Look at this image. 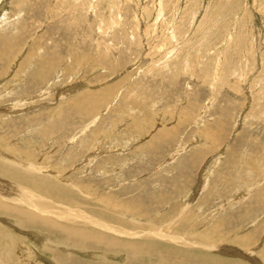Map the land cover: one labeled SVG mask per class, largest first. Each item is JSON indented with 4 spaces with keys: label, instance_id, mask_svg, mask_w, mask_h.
<instances>
[{
    "label": "rangeland",
    "instance_id": "obj_1",
    "mask_svg": "<svg viewBox=\"0 0 264 264\" xmlns=\"http://www.w3.org/2000/svg\"><path fill=\"white\" fill-rule=\"evenodd\" d=\"M0 154L119 247L2 208L4 264H264V0H0Z\"/></svg>",
    "mask_w": 264,
    "mask_h": 264
},
{
    "label": "bare ground",
    "instance_id": "obj_2",
    "mask_svg": "<svg viewBox=\"0 0 264 264\" xmlns=\"http://www.w3.org/2000/svg\"><path fill=\"white\" fill-rule=\"evenodd\" d=\"M95 153V152H94ZM1 155V154H0ZM14 159V158H13ZM7 163V161H3L2 159H0V167H2L3 169H6V170H10V168L11 169H18L19 167H16V166H14V164L13 165H11V164H6ZM13 163V162H12ZM17 165V164H16ZM20 165V164H19ZM10 166V167H9ZM30 168V167H29ZM26 169V168H25ZM33 170H37L36 172H39V173H43L40 169H38V168H32ZM10 173H11V171H10ZM27 175H25V177H22V176H20V175H18V174H13V173H11L10 175H8V179H6L5 177V179H3V178H1L0 177V199H4V200H13V201H22V202H24L27 206H29L30 208H31V211H32V213H30V212H28L29 211V209H28V211L27 210H21V208L20 207H16V206H14V205H11L10 203H6L4 200H0V209H2V208H4V209H6V211L8 212H10V213H18V214H21L22 216H23V220L21 219V220H19L20 221V224L21 225H26V226H28V224L27 223H34V224H37V223H39L40 225L41 224H43V225H45L44 227H46V226H48V227H50V228H55V229H57L59 232H61L62 234H64V235H66L65 236V238H63V239H70V237L72 236V237H76V238H78L79 240H81V241H87V240H90V239H94V241H95V244H99L100 245V243L102 244V245H104V247L106 246V247H113V248H115V249H117L116 251H118V249H119V247H118V245L117 244H115V243H113L112 241H108V239H104V238H102L101 237V235L100 234H98L99 232H95V233H93V232H90L89 230H87V231H85L84 230V232H83V230H80V229H76V230H74L73 228H69V227H63V226H61V225H59L58 223H56V219H54V218H52V217H49L48 216V214H51L52 213V215L53 216H55L56 218H60V219H63V217L62 216H64V211H54V210H52V204H47V203H45V201H40V199H41V196L39 195V194H35L34 192V190H37V189H39V187H43L44 188V186H45V184L46 183H38L37 185H38V187H36V188H34V190L33 189H30L31 187V185L29 184V181H30V178H29V172L27 171ZM1 175V174H0ZM3 176V175H2ZM11 177H13V178H11ZM42 178H44V177H42ZM10 180V181H9ZM15 181V182H14ZM45 182V181H44ZM47 182V181H46ZM35 183H37V182H35ZM49 183V182H48ZM50 185H51V183H50ZM48 185L49 187H50V189L47 191L48 192V194L49 193H52V192H54L55 190H56V186H53V185ZM41 187V188H42ZM47 189V188H46ZM34 191V192H33ZM45 192H46V190H45ZM56 192H54V194H55ZM56 198V197H55ZM1 201H4V202H1ZM69 201V200H68ZM12 202V201H11ZM65 202V201H64ZM71 202V201H70ZM41 203H45V205L43 206V208L42 209H40V207H39V205L41 204ZM50 203V202H49ZM67 203V202H66ZM65 203V204H66ZM16 204H18V203H16ZM56 204V203H55ZM24 205V204H23ZM57 205V204H56ZM61 205V204H60ZM67 205V204H66ZM22 206V205H21ZM25 206V205H24ZM63 206V205H62ZM9 207V208H8ZM18 209L20 210V211H18ZM23 209V208H22ZM25 209V208H24ZM37 210V213H38V211L40 212L41 210H42V212H40V214H42L43 216L45 215L44 213H46V216H44V217H47V218H40V217H36L37 219H39V221H37V220H31L36 214V212H33V210ZM68 214V213H67ZM21 215H19V216H21ZM38 216V215H37ZM15 217V216H14ZM17 218V217H16ZM56 220V221H55ZM90 220L88 219L87 221H85L84 222V224L85 223H87V222H89ZM82 222V221H81ZM81 222H79V223H81ZM91 222H93V223H95V225H97V226H99V225H101V226H103V227H105V225H106V223L105 222H101V221H93V220H91ZM85 225H87V224H85ZM114 227H109L111 230H113V231H115V232H117V233H121V234H125V235H127V236H136V234H135V232H134V230H133V228H130V230L132 229V231H130V230H128V229H124V228H122L121 226L119 227V226H116V225H113ZM41 227H42V225H41ZM80 228V227H79ZM82 229H84V228H82ZM53 230V229H52ZM1 231H2V229H1ZM0 231V235H1V232ZM57 231V232H58ZM143 232V231H142ZM113 233V232H112ZM153 232H149V233H147V234H152ZM4 234V233H3ZM3 234H2V236H3ZM5 235V234H4ZM2 236H0V242L3 240L2 239ZM5 237V239H6V237H7V239L9 238L8 237V234L7 235H5L4 236ZM3 237V238H4ZM97 238H99V240H95V239H97ZM4 239V240H5ZM7 239H6V241H7ZM110 239V238H109ZM3 240V242H5ZM111 240V239H110ZM49 241V240H48ZM81 243H84V242H81ZM119 244H123V245H125V249H126V247H134V245H132V244H130V246L128 245V243H121V242H118ZM4 244V243H3ZM2 244V245H3ZM123 245H122V248H123ZM4 246V245H3ZM148 246V245H147ZM9 248H10V246H9ZM121 248V247H120ZM127 248V249H128ZM213 248H219V247H213ZM221 248V247H220ZM222 249V248H221ZM168 251H170V250H168ZM232 251V250H231ZM6 252V251H5ZM135 252V251H134ZM234 253H236V252H234ZM2 256V255H1ZM177 256H180V255H177ZM2 257H0V264H4L3 262L4 261H2V259H1ZM182 264V263H181ZM256 264V263H255Z\"/></svg>",
    "mask_w": 264,
    "mask_h": 264
}]
</instances>
